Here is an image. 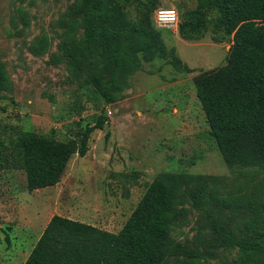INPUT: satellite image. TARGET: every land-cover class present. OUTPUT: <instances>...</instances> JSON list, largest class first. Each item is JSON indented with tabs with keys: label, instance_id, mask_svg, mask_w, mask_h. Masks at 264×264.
Returning <instances> with one entry per match:
<instances>
[{
	"label": "rangeland",
	"instance_id": "obj_1",
	"mask_svg": "<svg viewBox=\"0 0 264 264\" xmlns=\"http://www.w3.org/2000/svg\"><path fill=\"white\" fill-rule=\"evenodd\" d=\"M119 1L132 23L152 7V28L191 71L138 54L139 64L118 79L116 101L106 104L93 84L82 87L109 74L94 49L78 43L89 22L80 13L83 0H0V61L9 76L0 90V154L22 135L68 141L102 112L107 118L91 134L86 155H73L53 187L29 192L23 171L0 169V264H24L54 215L119 233L147 185L167 173L187 182L169 217L161 264H264V256L250 262L225 238V232L233 240L263 233L264 166L224 159L193 86L195 77L228 64L231 38L222 44L208 34L180 38L182 16L197 0H140L144 10L138 0ZM157 9H175L178 26L156 27ZM207 13L214 19V9Z\"/></svg>",
	"mask_w": 264,
	"mask_h": 264
},
{
	"label": "trees",
	"instance_id": "obj_2",
	"mask_svg": "<svg viewBox=\"0 0 264 264\" xmlns=\"http://www.w3.org/2000/svg\"><path fill=\"white\" fill-rule=\"evenodd\" d=\"M83 2L80 13L89 22L84 42L78 43L94 49L91 55L97 54L104 61L109 74L106 81L100 77L85 79L82 87L93 84L106 104L116 101L113 90L119 85L118 79L139 64L138 54L168 60L176 70L191 71L173 50L168 51L152 28V7L144 10L138 0L136 6L144 12L137 23H132L119 0ZM211 8L216 11L214 19L207 16ZM101 25L105 28L99 29ZM178 33L186 41L208 34L216 44L231 38L228 64L195 77V95L209 135L224 159L245 167L264 166V0H197L196 8L183 14ZM97 44L106 48L97 50ZM8 84L9 76L0 61V90ZM106 121L102 112L92 126L80 129L78 139L68 141L22 135L13 142L12 151L0 154V169L23 171L29 192L53 187L73 155H86L91 134L102 130ZM186 182L183 174L157 176L117 234L54 215L24 264L163 263L170 239L169 217ZM225 238L250 262L264 256V231L249 240H233L227 232Z\"/></svg>",
	"mask_w": 264,
	"mask_h": 264
},
{
	"label": "clouds",
	"instance_id": "obj_3",
	"mask_svg": "<svg viewBox=\"0 0 264 264\" xmlns=\"http://www.w3.org/2000/svg\"><path fill=\"white\" fill-rule=\"evenodd\" d=\"M156 16L158 24L174 23L177 19L175 9H157Z\"/></svg>",
	"mask_w": 264,
	"mask_h": 264
},
{
	"label": "built area",
	"instance_id": "obj_4",
	"mask_svg": "<svg viewBox=\"0 0 264 264\" xmlns=\"http://www.w3.org/2000/svg\"><path fill=\"white\" fill-rule=\"evenodd\" d=\"M154 24L156 25V27L161 28V29H163V28H165V29H175L178 26V15H177V19H176V21L174 23L158 24L157 16H156V13H155V15H154Z\"/></svg>",
	"mask_w": 264,
	"mask_h": 264
}]
</instances>
